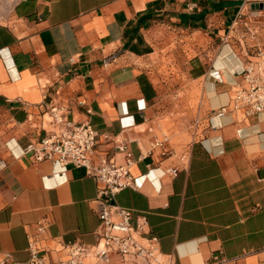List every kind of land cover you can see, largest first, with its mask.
<instances>
[{
    "label": "crops",
    "instance_id": "crops-1",
    "mask_svg": "<svg viewBox=\"0 0 264 264\" xmlns=\"http://www.w3.org/2000/svg\"><path fill=\"white\" fill-rule=\"evenodd\" d=\"M249 65L264 76V0H20L0 22V257L28 261L33 235L50 261L64 244L98 242L96 179L24 155L62 103L97 131L96 156L124 163L128 145L142 185L115 203L135 225L144 216L143 235L176 264H264V112L229 107ZM179 85L200 90L181 116ZM165 137L166 155L151 147Z\"/></svg>",
    "mask_w": 264,
    "mask_h": 264
},
{
    "label": "built area",
    "instance_id": "built-area-1",
    "mask_svg": "<svg viewBox=\"0 0 264 264\" xmlns=\"http://www.w3.org/2000/svg\"><path fill=\"white\" fill-rule=\"evenodd\" d=\"M240 75L245 84L236 85L229 107L248 119L264 112V76L258 74L253 65L245 67ZM40 129L42 133L25 145L24 155L33 163L50 162L59 173L66 171L69 165L84 167L87 174L100 184L97 198L100 218L98 242L95 245L82 241L64 244L65 257L50 261L44 256L46 248L33 235L29 242L31 257L28 261H17L5 255L0 257V264H85L90 256L109 263L111 253L135 255L143 258L147 264H176L173 254L161 251L156 237L143 235L145 217L135 225L133 210L115 203V197L120 191L142 185L139 178L131 173L134 158L126 143L119 146L120 152L125 155L124 163H117L107 155L96 156L97 131L89 120L71 119L69 108L62 103H55L42 115ZM166 141L167 137L155 139L151 147L163 149L166 155L170 152L165 149ZM147 153L151 151H142V155ZM176 172L177 169L170 170V173ZM48 228V221L38 222L39 233L47 232Z\"/></svg>",
    "mask_w": 264,
    "mask_h": 264
},
{
    "label": "rangeland",
    "instance_id": "rangeland-1",
    "mask_svg": "<svg viewBox=\"0 0 264 264\" xmlns=\"http://www.w3.org/2000/svg\"><path fill=\"white\" fill-rule=\"evenodd\" d=\"M19 1L20 0H0V22L12 21L13 17L15 16L16 8L18 6ZM176 88L179 90V99L176 106L179 110L178 116H181L182 112L185 111L187 96L189 95L190 97H193L197 100L200 98V90L196 86H194L192 89H187L186 86L179 85ZM189 140L190 138L188 137V135L180 134L179 137L174 140V142L179 143L182 146V151H185Z\"/></svg>",
    "mask_w": 264,
    "mask_h": 264
}]
</instances>
